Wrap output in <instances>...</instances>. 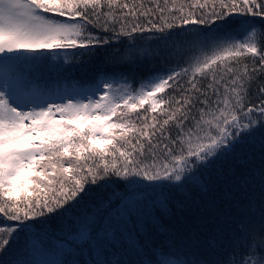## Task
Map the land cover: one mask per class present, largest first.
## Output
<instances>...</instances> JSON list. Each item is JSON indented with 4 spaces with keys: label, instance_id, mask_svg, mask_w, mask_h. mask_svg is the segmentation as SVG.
I'll list each match as a JSON object with an SVG mask.
<instances>
[{
    "label": "snow or ice",
    "instance_id": "obj_1",
    "mask_svg": "<svg viewBox=\"0 0 264 264\" xmlns=\"http://www.w3.org/2000/svg\"><path fill=\"white\" fill-rule=\"evenodd\" d=\"M234 14L264 17V0H0V214L18 222L0 227V264H69L21 258L69 244L104 256L91 264H264V41L229 43ZM144 33L172 41L161 58L175 66L141 77L128 60L120 87L110 75L83 98L37 94L52 52L77 60ZM223 181L224 212L189 190ZM173 205L196 225L178 238Z\"/></svg>",
    "mask_w": 264,
    "mask_h": 264
},
{
    "label": "trees",
    "instance_id": "obj_2",
    "mask_svg": "<svg viewBox=\"0 0 264 264\" xmlns=\"http://www.w3.org/2000/svg\"><path fill=\"white\" fill-rule=\"evenodd\" d=\"M129 2H131V0H129ZM144 2L148 4L149 0H144ZM152 2H155V0H152ZM160 2L163 3L164 0H160ZM173 3H183L185 5L191 4L193 6H198V4L205 3V0H169V6H171ZM207 3L209 5L215 3L218 6L219 0H207ZM186 10L188 9L186 8ZM217 10H219L218 7ZM228 20L229 26L235 29V32L231 36L229 43L248 42L256 44L258 49L261 48V42L264 41V17H251L234 14L230 16ZM216 23L220 24L221 22L217 21ZM136 35L139 36L141 34L137 33ZM171 44L172 41L166 42L162 39H158L155 35L144 33L142 39H138L135 41L128 40L125 44L113 43L111 44V46L104 45L102 47L96 48V50L91 55L80 57L77 60L69 59L67 62L64 61V57H71V51H60L59 53L52 52L51 56L57 58L51 60V63L54 66L58 67L59 73H63L64 78L81 77V81H79L78 83L80 85L88 84V88L91 87L94 89L96 84L101 81L102 77L107 79L110 75L113 76L116 81H119V83L117 84L118 87H120L123 85V81L125 79L131 80L130 76L124 77L122 75V73L130 71L127 63L128 60H135L137 62L141 60L143 61L141 68L138 69L139 75L141 77H147L149 73L157 72L159 69L164 67L175 66L174 64H167L161 58L162 55H168L169 59H175V51L162 53V49L165 46H170ZM129 45H135V48L127 50ZM45 55H47V53ZM251 59V56H246L244 58V62L248 64L249 67H252V65L250 64ZM145 82L146 80H139L136 84L133 85V87H136L138 89L141 84ZM58 88L61 89L63 87L62 85H59ZM259 137L260 133L257 134V141L259 140ZM251 147V144H245L241 146L239 151L247 153V151ZM256 155L258 157L259 153H256ZM256 164H259L258 158L256 160ZM222 167L227 174L230 164L225 163ZM236 167L238 173L242 172L245 168V166L242 164L237 165ZM213 179L215 180V177H213ZM225 183L226 181L219 182L217 188L213 191L208 192L206 195L196 190L193 186H189V190L191 191L193 199L198 200L201 205H207L209 200H213L217 202L219 211L224 212L229 207V202L222 199V192ZM119 186L122 188L123 183H121ZM93 188L95 191L96 186H93ZM37 192H39V189H36L34 192H32L33 197ZM40 194L43 195V193ZM176 199L183 200V196H177ZM232 203L234 204V201ZM231 211L233 212V214H235V207H232ZM173 213L174 215L170 220L165 219L163 222L170 230L176 233L177 238L181 235H185L189 227H196V225L192 223L194 217L189 211L178 212L175 205H173ZM258 213L259 208H257V212L255 215H258ZM181 217H183V219H181ZM17 223L18 222L16 221L8 220L3 216V214H0V227L7 229L10 225H16ZM57 226V222L53 221L52 227L56 228ZM206 226L211 227L212 224L208 222ZM164 239H166L165 236H159L156 238V242L159 243ZM23 245L24 239L23 237H21V240L18 243L12 244V248H23ZM21 258L32 259L36 261H52L60 259L67 260L69 264H73V262H76V264H91L93 259H103L104 256L97 257V253L94 250L90 252L87 247L81 250L75 247L73 244H69L64 247L62 255L52 250L47 251L44 254L33 251L29 252L28 256H22ZM181 258L188 259L190 257ZM173 259H176V257H173Z\"/></svg>",
    "mask_w": 264,
    "mask_h": 264
},
{
    "label": "rangeland",
    "instance_id": "obj_3",
    "mask_svg": "<svg viewBox=\"0 0 264 264\" xmlns=\"http://www.w3.org/2000/svg\"><path fill=\"white\" fill-rule=\"evenodd\" d=\"M103 79H105L104 77H102L101 78V80H103ZM116 86L118 87V84H116ZM69 93H71V92H68L67 94H65V96L66 95H72V96H77V94H76V92H73L72 94H69ZM92 94V92L91 93H79V95L77 96V98H83V96H85V95H91ZM57 118L59 119V117L57 116Z\"/></svg>",
    "mask_w": 264,
    "mask_h": 264
}]
</instances>
